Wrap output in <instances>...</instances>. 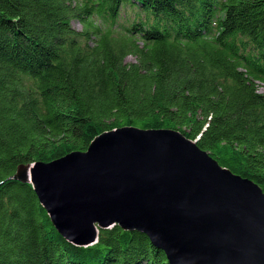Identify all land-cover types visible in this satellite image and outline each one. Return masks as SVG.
<instances>
[{
    "label": "trees",
    "instance_id": "obj_1",
    "mask_svg": "<svg viewBox=\"0 0 264 264\" xmlns=\"http://www.w3.org/2000/svg\"><path fill=\"white\" fill-rule=\"evenodd\" d=\"M258 82L264 0H0V264H170L118 224L68 241L11 177L131 126L179 130L264 192Z\"/></svg>",
    "mask_w": 264,
    "mask_h": 264
},
{
    "label": "water",
    "instance_id": "obj_2",
    "mask_svg": "<svg viewBox=\"0 0 264 264\" xmlns=\"http://www.w3.org/2000/svg\"><path fill=\"white\" fill-rule=\"evenodd\" d=\"M11 178L33 185L76 245L118 224L147 234L170 264H264L263 190L179 130L120 127Z\"/></svg>",
    "mask_w": 264,
    "mask_h": 264
},
{
    "label": "rangeland",
    "instance_id": "obj_3",
    "mask_svg": "<svg viewBox=\"0 0 264 264\" xmlns=\"http://www.w3.org/2000/svg\"><path fill=\"white\" fill-rule=\"evenodd\" d=\"M97 24H99V22H97ZM73 27L76 28V29H82L83 28V25L79 22V21H73ZM127 61H132V60H135V58L133 56H128L127 58ZM257 84H259V89L261 92H264V84L263 83H260L258 82Z\"/></svg>",
    "mask_w": 264,
    "mask_h": 264
}]
</instances>
